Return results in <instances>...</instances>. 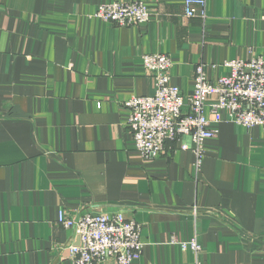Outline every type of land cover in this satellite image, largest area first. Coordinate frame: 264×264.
Instances as JSON below:
<instances>
[{
	"label": "crops",
	"instance_id": "obj_1",
	"mask_svg": "<svg viewBox=\"0 0 264 264\" xmlns=\"http://www.w3.org/2000/svg\"><path fill=\"white\" fill-rule=\"evenodd\" d=\"M141 2L143 24L93 17L113 2ZM205 19L184 0H0V264H72L68 216L121 212L141 226L132 264H264V131L225 110L195 158L168 142L146 160L135 150L123 103L150 96L142 56L168 55L187 101L195 68L209 81L225 61L264 59V0H205ZM190 239L195 255L174 242ZM103 264H115L107 260Z\"/></svg>",
	"mask_w": 264,
	"mask_h": 264
},
{
	"label": "built area",
	"instance_id": "obj_2",
	"mask_svg": "<svg viewBox=\"0 0 264 264\" xmlns=\"http://www.w3.org/2000/svg\"><path fill=\"white\" fill-rule=\"evenodd\" d=\"M186 18L205 19V0H184ZM106 23L131 27L148 22L149 13L141 2H113L96 8L93 15ZM143 69L153 79L154 92L150 96H133L123 103L128 110L127 120L135 150L146 160L160 157L166 152L168 142L189 139L179 150L190 151L195 158L194 170L198 175L204 158V142L217 135L209 128L210 121L204 115L210 97L212 119L218 120L219 110L227 112L235 125L252 130L259 126L264 131V59L252 57L248 61H225L230 69L228 76L211 82L205 66H197L193 91L187 101L179 87L171 83V59L168 55L149 54L142 56ZM57 224L73 230L76 244L66 248L72 264H103L112 260L115 264H132L141 256V226L126 222L121 212L116 214L84 212L68 216L58 210ZM184 252L197 254L200 246L195 239L174 242ZM198 264V263H196Z\"/></svg>",
	"mask_w": 264,
	"mask_h": 264
}]
</instances>
